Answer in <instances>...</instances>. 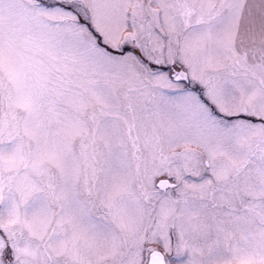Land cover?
Masks as SVG:
<instances>
[{
	"label": "snow or ice",
	"instance_id": "snow-or-ice-1",
	"mask_svg": "<svg viewBox=\"0 0 264 264\" xmlns=\"http://www.w3.org/2000/svg\"><path fill=\"white\" fill-rule=\"evenodd\" d=\"M0 264H264V0H0Z\"/></svg>",
	"mask_w": 264,
	"mask_h": 264
}]
</instances>
